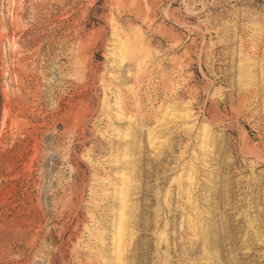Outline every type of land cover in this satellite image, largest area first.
Segmentation results:
<instances>
[{
	"label": "rangeland",
	"instance_id": "rangeland-1",
	"mask_svg": "<svg viewBox=\"0 0 264 264\" xmlns=\"http://www.w3.org/2000/svg\"><path fill=\"white\" fill-rule=\"evenodd\" d=\"M0 264H264V0H0Z\"/></svg>",
	"mask_w": 264,
	"mask_h": 264
}]
</instances>
